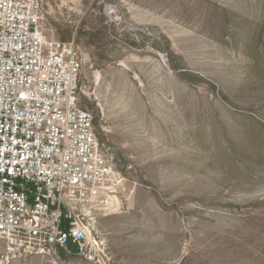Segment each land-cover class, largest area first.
I'll use <instances>...</instances> for the list:
<instances>
[{
	"label": "rangeland",
	"instance_id": "obj_1",
	"mask_svg": "<svg viewBox=\"0 0 264 264\" xmlns=\"http://www.w3.org/2000/svg\"><path fill=\"white\" fill-rule=\"evenodd\" d=\"M40 3L123 177L93 228L112 264H264V0Z\"/></svg>",
	"mask_w": 264,
	"mask_h": 264
},
{
	"label": "built area",
	"instance_id": "obj_2",
	"mask_svg": "<svg viewBox=\"0 0 264 264\" xmlns=\"http://www.w3.org/2000/svg\"><path fill=\"white\" fill-rule=\"evenodd\" d=\"M40 0H0V264L75 255L112 264L94 226L123 177L79 105L75 40L48 37Z\"/></svg>",
	"mask_w": 264,
	"mask_h": 264
},
{
	"label": "trees",
	"instance_id": "obj_3",
	"mask_svg": "<svg viewBox=\"0 0 264 264\" xmlns=\"http://www.w3.org/2000/svg\"><path fill=\"white\" fill-rule=\"evenodd\" d=\"M94 123H95V121H94ZM96 126V125H95ZM97 131V130H96Z\"/></svg>",
	"mask_w": 264,
	"mask_h": 264
}]
</instances>
